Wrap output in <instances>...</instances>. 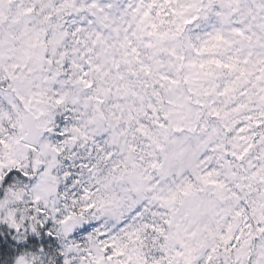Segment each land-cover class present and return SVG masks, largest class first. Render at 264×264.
Returning <instances> with one entry per match:
<instances>
[{"label": "snow or ice", "instance_id": "obj_1", "mask_svg": "<svg viewBox=\"0 0 264 264\" xmlns=\"http://www.w3.org/2000/svg\"><path fill=\"white\" fill-rule=\"evenodd\" d=\"M0 264H264V0H0Z\"/></svg>", "mask_w": 264, "mask_h": 264}]
</instances>
